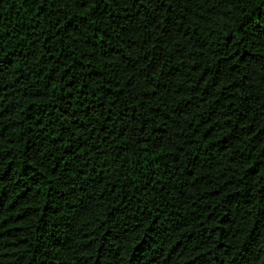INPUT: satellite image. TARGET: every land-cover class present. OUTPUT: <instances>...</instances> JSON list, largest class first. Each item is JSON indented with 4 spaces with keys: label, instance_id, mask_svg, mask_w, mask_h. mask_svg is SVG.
<instances>
[{
    "label": "trees",
    "instance_id": "1",
    "mask_svg": "<svg viewBox=\"0 0 264 264\" xmlns=\"http://www.w3.org/2000/svg\"><path fill=\"white\" fill-rule=\"evenodd\" d=\"M0 264H264V0H0Z\"/></svg>",
    "mask_w": 264,
    "mask_h": 264
}]
</instances>
